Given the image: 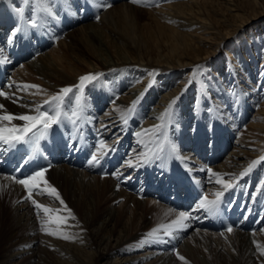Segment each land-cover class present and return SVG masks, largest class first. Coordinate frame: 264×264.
<instances>
[{
    "label": "bare ground",
    "instance_id": "bare-ground-1",
    "mask_svg": "<svg viewBox=\"0 0 264 264\" xmlns=\"http://www.w3.org/2000/svg\"><path fill=\"white\" fill-rule=\"evenodd\" d=\"M6 1H0V5L3 4V7V2ZM79 1L52 0L55 19L50 20L54 21L57 32L63 36L62 41L66 46L57 44L51 51H40L23 64V73L17 75L16 72V76L10 75L9 83L39 85L40 89L20 91L15 86L11 89L6 86L3 91L14 94V98L0 97V104L4 106L0 109V114L11 113L17 116L35 114V107L48 99L49 94L52 96L64 87L78 85L79 78L85 74L100 73L102 75L98 79L86 82L82 89L69 94L64 101V109L71 116L72 110L77 109L76 98L79 97L80 92L83 94L79 97L80 104L83 106L81 119L75 124L70 119H64L62 123L74 127V134L80 128L87 129L86 121L93 123L97 134L107 145H114V147L125 145L131 149V154L136 156L145 153L148 149L156 150L159 146H163V151L153 157L149 163L139 167L128 166L132 170L145 171V173L148 171L156 175L155 171L159 167L164 169L163 167L172 165L180 166L192 176L197 177L206 186L208 198L214 199V193L222 190V185L216 183L218 178L233 180V175L238 177L249 163L264 156V104L253 114L245 128H238L244 125L245 112L249 110L245 103L246 94L241 95L239 91L242 87L240 88L241 85L238 83L240 84L239 80L244 76L246 83H249L248 87L252 85L254 88V93L255 88L261 85L264 80V45L263 49H261V42V44L253 43L252 47L251 41L248 40L246 50L242 51L240 41L236 56L233 51H226L237 85L235 88H232L234 82L229 80L231 76L223 80L220 71L213 70L214 72L209 74L205 71L201 72L203 67L200 69L195 67L197 72L192 71L191 74L185 75L179 69L180 66L191 68L197 61H217L218 51L214 53V49L220 50L222 44L227 45L226 39L233 34H231L232 29L229 30L230 18L242 16L245 6H251L254 10L258 8L257 11L264 12V0H215L212 6H208V10L203 6L202 0H137V2L124 0L120 3L117 2L121 0H98L99 4L102 2L110 4L111 7H103L99 19L92 21H88L90 17L84 12L85 9H81V6L77 7ZM113 2L116 3L113 4ZM150 2H155L150 13H152L151 23L157 30L156 38L158 39H152L148 33L150 28L147 27V23L143 26L146 33L142 32L138 27L140 24L137 21L138 16H135L139 10V4ZM28 4L34 7L33 0H29ZM219 7L225 8V11L216 10ZM210 11L220 18V22L225 23V31L219 29L217 20L211 19L210 14L207 15ZM6 13L8 14V11ZM23 16L25 19L30 17L27 12H24ZM11 18L13 17L10 14L0 18V53L4 43L12 40L17 42L31 40L29 34H25L26 32L35 33V35L44 34L45 47L49 46L51 39L45 32L40 31L43 30L41 26L34 28L33 31L25 27L12 37L10 35L13 31L11 30L13 24L10 25ZM14 20V24L21 22L19 16ZM132 20L137 22L136 29L130 27ZM168 20L178 23L181 30L165 22ZM109 32L114 33L115 36H112L108 42L106 35ZM162 37H167L166 48L155 43L157 40H163ZM254 39L258 42L257 37L254 36ZM218 44V47L211 49V45ZM78 48L86 50L88 58L84 59L82 55L77 54ZM142 49L145 52L141 54ZM259 51L263 61L260 68L257 67V56L254 55ZM247 54H250V57H246ZM249 60L251 62L248 63ZM243 61L247 62V67L243 69L241 66L239 69L238 63ZM219 62L221 59L215 63V66L220 70ZM203 64L199 63V65ZM36 76L41 77L42 84L36 83L34 78ZM257 78H259L258 81H256ZM175 79L179 80L175 81ZM198 87L204 89L202 94L198 93L200 92ZM37 92L39 94H36ZM182 94L185 96L181 100ZM198 96H201V100ZM211 96L214 98L211 99ZM16 97L22 99L16 101ZM239 97L242 98L238 99ZM208 98L214 101L213 106L212 104L204 106L203 101ZM174 99L176 102L172 105L170 118L166 117L165 127L158 134L145 135L142 130H148L153 125L162 123L158 117L165 112ZM137 100L134 111L126 117L127 123H123L122 115L127 112L132 102ZM106 102H110L109 106L100 113V108ZM214 108L218 114H215ZM42 110H50V106L45 105ZM237 112L240 113L236 118ZM139 117H142V120ZM198 118L201 119L199 123ZM208 119L212 120L211 125L205 126L204 120ZM12 123L23 122L17 120ZM224 126L226 129L222 128ZM137 132H141L140 137L136 135ZM231 140H235L231 154L216 163V159H220L223 151L225 150L227 154L231 148L229 145ZM173 144L177 146L176 153L171 150ZM191 144V148H183ZM168 157L172 158L168 166H154L153 162L161 163ZM136 158L133 160L130 157L129 160L135 164ZM208 169L224 175L212 176ZM45 178L58 190L67 207L61 205L53 196L46 194L47 186L45 185H41V191L45 194L34 191L33 198L50 208L61 209L60 213L66 217L70 216L69 218L72 219L74 216L73 213V216L68 213V207L73 201L77 203L72 206L80 208L86 223L90 221L95 205L104 204L102 219L93 223L92 226H87L90 228L87 235L80 239L85 246L94 247V264H125L123 255L131 251L133 254L130 253V256L135 264H173L180 260L175 254L176 250L195 264L199 262V259L204 264L202 258L197 257L200 252L199 246L208 249L206 257L209 264H257L258 258L264 264V254L253 246L255 242L264 246V228L251 232L234 228L231 233H216L196 228L189 229L192 225L190 221H188L190 226L176 233L173 238L179 243L178 246H173L169 243V237H165L163 243H145L148 248L152 245L156 249L149 248L153 250L140 255L136 254L134 252L139 249L133 246L127 249L124 246L129 242L140 246L138 241H141L152 228L166 224L163 222L165 216L168 220L172 217L175 219L179 212L161 202L153 199L143 200L139 195L128 192L122 183L117 181V177L96 175L87 170L70 167L65 163L48 168ZM242 182L248 184L250 194L259 199L263 207L264 191L260 189L264 186V161H261L251 173L240 178L238 186L225 194L236 195ZM26 196L27 193L22 185L16 184L11 177L0 174V206L10 205L12 215H16L21 223L26 221L28 225L41 226V220L48 219V214L40 210L38 216L37 210ZM118 201L120 204L115 206ZM130 204L134 214H137L138 210L141 211L140 216L148 222L147 227L128 238H126L127 234L113 235L112 220L117 215L122 217ZM147 215L152 216L151 223L147 220ZM130 219L135 221L136 217L133 215ZM72 225L69 228L73 229ZM106 228L109 230L108 233L101 234L100 230ZM187 229L190 233L187 232L184 235ZM221 241L224 242L221 244ZM167 245L171 247L164 250L163 248ZM211 248L214 249L211 250ZM242 249L246 253L244 257ZM219 250L222 251L219 252ZM28 253L29 249L23 248L12 256ZM200 255L203 254L200 253ZM7 260L9 261L10 257H7Z\"/></svg>",
    "mask_w": 264,
    "mask_h": 264
},
{
    "label": "rangeland",
    "instance_id": "rangeland-1",
    "mask_svg": "<svg viewBox=\"0 0 264 264\" xmlns=\"http://www.w3.org/2000/svg\"><path fill=\"white\" fill-rule=\"evenodd\" d=\"M0 1H2V0H0ZM122 1H124V0L118 1L117 3H120ZM18 2H19L18 0L6 1L5 7L8 8V10L10 11V14L14 15L16 13L15 12L16 9H23L24 11L27 9L25 12L30 11L29 13L32 14V7L28 6L29 5L28 3H24L25 0H21L19 3ZM214 2H215V0H202L203 6H205V9H207V10H208V6H212L214 4ZM86 3L93 6L92 7L93 12H91L88 9L83 7L84 4H86ZM99 3L100 2L98 0H80L77 4V7L81 6L80 7L81 9H83V10L85 9L84 12L90 17L88 21H92V20H96V17L100 16V13L102 11V7L98 6V5H100ZM114 3H116V2H113V4ZM150 3L149 4H139L138 5L139 10L135 13V16L136 17L138 16L137 21L140 22V24H141V25L139 24L140 26L138 25L139 29L142 32L146 33V29L143 28V26L145 23H147V27L150 28L148 30V33L151 35L152 39H158V38H156L157 30L153 27V25L151 23L152 22V13H150V10L153 9L155 6V2H153L151 4ZM26 5H27V7H26ZM87 6H89V5H87ZM5 7L4 6L2 7V5H0V9H2V10H0V17H2L5 14V11H6V10L4 11ZM29 7L31 9H29ZM215 8H217V6H215ZM215 8H213V9H215ZM213 9H211V10H213ZM224 9L225 8H223V7H221V8L219 7V9H216V10L225 11ZM257 10H258V8L254 10L251 6H245L242 16H235V17L230 18L231 22H229L230 23L229 24V30L232 29L231 34L232 33L233 34L226 39L227 45L222 44L220 50L214 49V51H213L214 53H217V51H218V57L217 58L219 60L221 59V62L218 63V64H221L220 70L217 66H215V63L219 61L217 59V61H210V60L197 61V62H195V66L193 65V67H191V68L190 67L181 68V66H180L179 69L182 70L181 72L185 73V75L191 74L192 71L197 72V70L194 69L195 67L197 69H200V67H203L201 72L205 71L209 74L212 73L213 70H215L216 72L220 71V73L222 74L223 80H225L226 77L229 78L231 76L229 80L234 82L232 85V88L233 87L235 88V86H237V85L235 84L236 82H235V79L233 78L234 76L232 75V66L230 65V61H228L230 59L228 58L226 51L227 50L233 51V54L236 56L237 55L236 52L239 48L238 42L241 41L240 47H242V51H245L248 40L251 41L252 47H253V43H256V44L262 43L261 49H263V45H264V12L263 11H257ZM95 12H97V13H95ZM23 14H24V12H23ZM94 14H96V15H94ZM8 15H9V12H8V14H6V16H8ZM15 15H18V14L16 13ZM207 15H209V17H211V19L217 20L218 21L217 24L219 25V29L221 31H225V26H224L225 23L220 22V18H217L213 14L212 11H210ZM6 16L4 15V18ZM49 19L53 20L55 18L49 17L43 23L42 26H43L45 31H46V29L49 30L48 28H53V22ZM133 19H134V17H133ZM132 21H133V23H131L130 27L136 29L137 26L135 24L137 22L135 20H132ZM13 22L14 21H12V23ZM162 22H163V20H162ZM165 22H167L171 26L174 25L173 27H177L179 30H181V27L178 23L173 22L171 20H168ZM13 25H15V24L13 23ZM46 26H47V28H46ZM51 33H52L53 39L55 40V44H53L52 47L49 48L48 50H46L45 52H48L49 50L51 51L52 48L57 44H59V46L62 45L63 47L66 46V44H64L62 41L63 40L62 35H61L62 37L59 36L58 34H56V32L54 30ZM108 34L106 36H107V40L109 42L111 37L115 36V35L112 32H109ZM254 36L257 37L256 40L259 43L254 41L255 40ZM162 38H163V40H157L155 43L158 46H162V47L166 48L165 46H168V44L165 45L167 37H162ZM228 44H230V45H228ZM218 46H219V44L217 46L211 45V47H212L211 49L216 48ZM226 46L230 47V48H227ZM142 50L140 52L141 54H142V52H145L144 49H142ZM76 52H77V54L82 55V57L84 59L88 58V54L86 53V50L83 51L82 49L78 48L76 50ZM240 52H241V50H240ZM250 54H247L246 57H248ZM254 55L257 56V67L260 68L262 65L261 62H263L262 58H261L262 54H260V51H259L258 53H254ZM146 56H148V55H146ZM169 61H170V59H169ZM171 61H173V60H171ZM249 62H251V61L249 60L248 63ZM199 63H204V64L199 65ZM246 63H247L246 61L239 62L238 68L243 66V69H245L247 67ZM22 66L23 65H21L19 67H15L13 69V75L14 76H16V72H17V75H18V73H20V74L23 73L22 69L24 66L23 67ZM20 67H22V68H20ZM216 75L219 76L220 74H216ZM34 78H35V81L37 84L43 83L41 80V77L36 76ZM239 78H240V76H239ZM219 79H220V77H219ZM258 79L259 78H257L256 81H258ZM177 80H179V79H175V81H177ZM239 82H240V84L238 83V85H241L239 87L240 88L242 87L241 91H239V92L241 93V95L246 94L245 103H247L246 108H249V110L245 112L246 121H245L244 125L241 127H238V128H245L246 125L248 124V121L250 120V118H252L253 114L255 112H257V109L261 108L262 105L264 104V97H263L264 96V80L262 81L261 85H259L258 87L255 88L256 94L254 93V88L252 87V85L250 87H248L249 83H246L244 76H242L240 78ZM255 83H257V82H255ZM250 84H252V82ZM197 89L200 90V92H198V93L202 94L204 89L202 90L200 87H198ZM243 91H245V92H243ZM48 96L51 97V94H49ZM184 96H185V94L181 95V100ZM199 97L201 100V96H198V98ZM211 97H212L211 99L214 98L213 96H211ZM225 97H226V95H225ZM241 98L242 97H239L238 99H241ZM211 99L208 98L207 100H204L203 101L204 106L207 104L208 105L212 104V106H213L214 101L212 102ZM109 104H110V102H106L105 105H103L100 108V113H103L107 109ZM214 111L216 112L215 108H214ZM209 113H211V112H209ZM239 113L240 112L236 113V118H237V114H239ZM215 114H218V113L216 112ZM139 118L142 120V117H139ZM211 122H212V120H209V119L207 121L204 120V123H205L204 125L205 126L207 124L211 125ZM235 122H236V120H235ZM222 128L226 129L225 126ZM210 131H211V129L208 130V133H210ZM234 141L235 140H233V141L231 140V142H229V145L231 146V148L229 149V151L227 152V154L225 156L222 155V158H223V156L226 158L231 154V152L233 150ZM179 145H180V147L182 146L181 143H179ZM188 147L191 148L192 144L190 146L183 147V148L186 149ZM136 157L137 156L133 154V158H136ZM219 158H221V157H219ZM218 161H220V159ZM96 175H98V174H96ZM27 200L31 202V200H29V199H27ZM143 200H147V199H143ZM120 201L116 202L115 206H118L120 204ZM76 203L77 202L73 201V202H71V204L68 207V209L71 210V216H73L72 213L74 214V216H73L74 219L72 218L73 219L72 220L71 218H69L70 216H67V218H68L67 219V226L63 227V229H62V234H66V235H70V236L74 237L73 239H70V240H65V239L60 238L58 236H52V235L46 234L44 231L41 230L40 225L39 226L38 225H33V226L28 225V224H26V221L24 222L25 224L23 222L21 223L19 221L20 219H17L16 215H14V214L12 215V213H11L12 207L10 205L8 207L0 206V264H92V263L94 264V252H93L94 247L89 246V245L85 246L83 244V242H81L80 239H82L83 236L87 235V232L90 229L87 226H92L93 223H97L100 219H102V214H103V210H104L103 205L104 204L98 205V206L95 205V209H94V212L91 216V219H90V221H88L86 223L83 220L80 208H76L75 206H72L73 204H76ZM61 215L64 216L63 213ZM133 215L136 217L135 221H134V219H130ZM140 215H141V211L139 212V210H138L137 214H134L133 208L130 204L128 206L127 212H125V214L122 217H119V215L114 217V219L112 220V223H111L112 224L111 232L113 233V235L127 234L128 236L126 238H128L129 236L135 234V232L137 233L138 231L143 230L145 227H147L148 222L145 221L143 218H141ZM147 220L151 223L153 221L152 216L147 215ZM171 220H173V217L169 218V220H168L167 217L165 216V219L163 222L168 223ZM71 224H73L72 225L73 229L69 228ZM49 227L55 228L56 225H49ZM108 231L109 230L107 228L101 229L100 233L101 234H103V233L107 234ZM223 242L224 241H221L220 243L222 244ZM256 245H257V242H255L253 244L254 247H257ZM132 246L139 249L138 251L134 252V253L139 254V255L142 253H147L148 251L153 250V249H149V248H155V247H152V245H151V247L148 248L147 245H145V244L142 247L138 246V245L135 246V245H132L131 242L126 244L124 247H127V249L128 248L130 249V247H132ZM23 248H28L29 253L26 255L17 254L15 256H12V254L18 253V250L23 249ZM199 248H200L199 249V251H200L199 255L198 256L196 255V256L198 258L199 257L202 258L201 260L203 261L204 264H209L208 259L206 257V256H208L207 255L208 249L205 247H201V246H199ZM212 249H214V248H211V250ZM221 251L219 250V252H221ZM130 253H132V251L129 252L128 254L123 255V257L125 258V260H124L125 264H135V261L131 259ZM200 253H202L203 255H200ZM245 255H246L245 250L242 249V256L244 257ZM7 257H10L9 261L7 260ZM185 258L186 259L184 261L178 260L177 263H173V264H195V262H193L190 258H187V257H185ZM197 264H202L200 259H199V262H197ZM257 264H263V262L261 260H259V258H258Z\"/></svg>",
    "mask_w": 264,
    "mask_h": 264
},
{
    "label": "snow or ice",
    "instance_id": "snow-or-ice-1",
    "mask_svg": "<svg viewBox=\"0 0 264 264\" xmlns=\"http://www.w3.org/2000/svg\"><path fill=\"white\" fill-rule=\"evenodd\" d=\"M29 0H25V3H28ZM34 7L32 8V14L29 18L25 19L23 16V9H16L18 16L21 19V26L13 29L10 34L12 37L22 30L25 27L27 28H37L43 25V23L49 18L55 16V11L53 8L52 0H33ZM133 2H137V0H133ZM99 7H111L110 4L101 3L98 5ZM99 19V16L96 17ZM6 62V61H0ZM102 75L100 73H89L81 76L79 78V84L76 86H68L64 87L60 90L59 93L49 97L44 100L41 105L35 107V114H21V115H13L11 113L0 114V148L2 150L7 151L10 149H15L18 145H32L35 148L36 145L39 144L40 140L44 139L48 132L52 129L53 126L59 125L62 120L70 119L73 124H75L78 120L81 119V113L83 111V106L80 104V98H76L77 109L72 110L71 116L64 109V101L69 96V94L73 93L76 90H80L85 86L86 82H91ZM16 87L20 91H26L27 89H40L39 85L32 84H23V85H14L13 83H9L7 87L11 89L12 87ZM151 87V85H149ZM36 94H39L38 92ZM0 97H4L7 99H13L14 94L9 92L0 90ZM22 99L20 97H16L15 100L18 101ZM178 99V98H177ZM176 100L174 99L166 108L165 112L158 117V119L162 122L158 125H153L148 130L144 131V134H158L161 129H163L167 123L166 117L170 118L172 105L175 104ZM138 103L137 101H133L132 105L128 108L127 112L122 115L123 123H127V115H130L134 109L135 105ZM47 105L50 106V110H42V108ZM27 106V105H23ZM3 105L0 104V109H3ZM21 121V124L12 123L13 121ZM6 122V123H5ZM136 135L138 137L141 136V132H137ZM141 143L143 141L141 140ZM114 145H107L103 140L98 142V145L95 147L92 152L90 159L88 160V164L90 166H98L101 164V161L104 159L106 155L110 152L114 151ZM171 150L173 153L177 152V146L173 144L171 146ZM163 151V146H159L156 150L148 149L145 153H142L137 156V162L135 164L132 163L131 160L127 161L126 164L129 167H139L142 164L149 163L153 157L158 156L159 152ZM184 159L183 157H178ZM264 161V156L259 157L257 160H253L248 164L243 171L239 173V176L233 175V180H225L222 178H218L216 183L222 185V190L214 193L215 198L209 199L207 195H202L198 204L197 209H202L209 214H214L218 211L220 204L222 203V198L226 192L238 186V181L240 178L248 175L252 172V170L261 162ZM48 171V168H39L36 171L32 172L26 177L17 178L16 176H12L11 179L19 185H22L26 190L27 196L26 199L31 200V203L37 210V215H40V210H43V213L48 214V219L41 220V230L46 234L52 236H58L65 240L73 239L74 237L66 234H62L63 227L67 226V217L59 215L61 209L59 208H50L47 205L38 203L33 198V192H39L40 194H45L41 191V185L47 186L48 195L53 196L55 199L59 200V203L63 205L65 208V202L60 197L58 190L53 187L47 179L45 178V173ZM191 171V169H189ZM208 172L215 177H222L224 174L212 172L211 169H208ZM107 175V173H105ZM113 175L119 178V174L113 173ZM261 191H264V186L261 187ZM69 215H71V210L68 209ZM74 219V217H72ZM193 217L189 212H179L175 219L169 221L166 224L158 225L157 227L152 228L145 237L139 241L140 246L142 247L145 243H163L165 242V237L175 238V234L189 227L188 221L192 220ZM49 225H56L55 228L49 227ZM226 231L231 233L233 231L232 226H228ZM224 235V233H221ZM257 248L264 254V246H261L257 242ZM176 256L184 261L186 258L180 255L179 251H175Z\"/></svg>",
    "mask_w": 264,
    "mask_h": 264
}]
</instances>
